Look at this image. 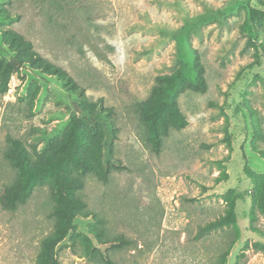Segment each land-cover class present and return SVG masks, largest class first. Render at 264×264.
Returning <instances> with one entry per match:
<instances>
[{
  "label": "rangeland",
  "instance_id": "1",
  "mask_svg": "<svg viewBox=\"0 0 264 264\" xmlns=\"http://www.w3.org/2000/svg\"><path fill=\"white\" fill-rule=\"evenodd\" d=\"M251 7L263 8L258 0H0V58L12 54L3 32L21 34L83 87L88 101L109 109L116 126L113 136L100 123L96 138L118 168L107 182L85 177L78 195L87 207L57 246L61 264H219L232 228L196 234L226 213L230 197L241 236L226 264L241 253L239 264H264V213L247 173L264 175V157L253 146L254 122L264 135V46ZM194 51L208 89L179 96L188 125L172 130L158 153L138 103L156 76L172 73ZM77 98L28 64L0 93V264H38L41 242L55 226L49 184L15 210L2 207L4 186L17 179L4 157L7 139L46 152L81 114ZM256 145L264 151V137ZM94 224L104 229L101 239L90 231ZM117 237L125 241L112 242Z\"/></svg>",
  "mask_w": 264,
  "mask_h": 264
},
{
  "label": "trees",
  "instance_id": "2",
  "mask_svg": "<svg viewBox=\"0 0 264 264\" xmlns=\"http://www.w3.org/2000/svg\"><path fill=\"white\" fill-rule=\"evenodd\" d=\"M258 2L263 8L251 7L250 17L256 37L261 39L264 46V0H258ZM5 15L9 18H20V15L9 12ZM3 36L12 54L8 59L0 58L1 94L9 90L13 72L28 64L56 76L78 97L77 103L81 114L72 120L64 136L56 140L46 152L30 153L23 140L10 136L4 152V157L17 171V179L4 186L1 195L2 207L15 210L26 203L37 186L49 184L55 204L50 217L55 219V226L53 232L41 242L38 264H61L57 258V246L73 230L75 219L84 214L87 207V203L78 195V191L84 188L85 177L94 174L103 182H107L113 168H118L115 163L105 157L102 150L104 143L96 138L100 123L111 129L113 136H116V126L107 117L110 110L100 103L88 101L84 88L78 85L64 69L38 53L30 40L13 30H5ZM248 45L255 46L251 39L248 40ZM155 82L148 98L138 103V110L142 122L147 125L148 139L153 150L159 153L165 137H168L172 130H181L188 125L187 118L178 104L179 96L187 90L205 93L208 84L205 78V67L195 51L191 60L183 62L172 73L156 76ZM263 137L258 123L254 122L253 146L264 157V151L256 147V140ZM247 173L255 183L254 204L264 213V175L249 170ZM229 200L226 213L199 225L196 234V238H201L217 230L232 228L230 243L222 253L219 264H226L233 246L241 236L236 212V197H230ZM95 219L100 224L104 223L96 214ZM90 231L99 239L104 235V229H100L99 225L94 224ZM114 241L124 242L125 240L123 237H117L112 242ZM113 244L116 247L115 243ZM260 248L264 251V245H260ZM241 256H244V253L239 255L238 260ZM238 260L236 264H239Z\"/></svg>",
  "mask_w": 264,
  "mask_h": 264
}]
</instances>
